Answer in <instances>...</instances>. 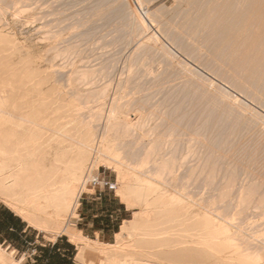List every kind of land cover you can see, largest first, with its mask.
<instances>
[{"label":"rangeland","instance_id":"obj_1","mask_svg":"<svg viewBox=\"0 0 264 264\" xmlns=\"http://www.w3.org/2000/svg\"><path fill=\"white\" fill-rule=\"evenodd\" d=\"M198 1L193 0L195 3L193 5L194 3H187L186 0H1L0 30L3 29L8 34V46L7 43L3 45L10 49L4 51L10 56L7 55L8 57L0 61V130L16 128L21 131L22 129L19 133H22L23 137L18 135L23 138L20 145L32 154L34 146L39 142L41 146L45 140L42 137L39 139L40 135L45 136L44 111L39 112L42 116L36 114L37 110L44 109L42 107L44 102L49 105L50 110L57 108L53 111H57L59 116L63 115L60 120L64 118L63 120L66 119L68 122L69 118L75 122L70 120V123L76 126L73 132L59 136L69 137L72 134L75 140L72 137L67 139L72 138L76 142L69 140L74 143L72 146H75L73 147L75 151L79 150V142L83 143L84 140H86L84 143H89L91 149V146L95 145L92 143L93 138L98 143L92 151L84 181L82 179L80 182L78 194L80 196L76 195L70 210H67L65 222L69 228L78 230L76 225L78 209L82 195L93 188L90 181L93 177L99 175L117 182L114 192L129 209L127 220L122 223L123 226L134 222L139 215L142 219L148 209H161L148 206L147 196L141 195L147 194L145 189L149 185L144 179L161 176L163 186L175 185L178 189L183 188L186 197H191L200 203L195 205L197 211H209L211 218L197 225V229L206 232L199 239L198 245L213 253L215 260L220 262L217 264H245L242 262L241 252L247 251L249 253L254 251L252 254L259 251V262H262L264 257V105L260 106L264 102V98L261 97L263 90L259 89V85L257 88L254 84L251 86L246 83L245 87H252L251 89L248 87V91L240 85L241 81L237 77L241 74L233 71L234 68L229 67L230 62L227 61V59L232 61V56H227L230 51L226 50V55L221 51L219 57L222 63L217 61L219 54H216L217 50L214 47L218 48L219 43L222 42L219 41L222 33L219 26L214 30L213 25V29H210V24H207L208 27L205 26L206 21H199L201 12L204 13L202 10L207 7L206 0ZM237 1L236 4L239 5ZM261 1H258L259 4H264V0ZM218 3L220 4V0ZM210 4L209 2L208 5ZM113 8L117 9L114 11ZM219 10L218 13H221ZM188 13L193 16L190 17ZM136 16L139 18L135 19ZM154 16L161 22L153 21ZM135 20L139 22L135 23ZM143 20L144 28L141 24L136 28L137 23ZM192 20L197 21L196 25L195 23L192 25ZM152 22L154 25L151 24ZM166 22L174 32L170 31V26ZM139 27L143 29L139 30ZM137 29L139 33L136 32ZM183 29L187 32H182ZM140 31L148 36L155 33L153 37L156 36L157 43L149 38L145 48L141 44V47L137 46L138 43L143 42L144 35ZM169 32L172 34L170 35ZM198 32L201 33L199 40H197ZM250 33L252 32L246 33L247 37ZM176 34L183 37V40ZM10 37L11 40L13 38L14 43L10 42ZM185 37L190 40H184ZM226 37L222 36L221 39L225 41ZM184 41H186L185 47L191 50L184 48L182 44ZM212 43L215 45L213 46ZM153 44H157L158 48ZM226 46L230 47L228 44ZM142 47L146 52L141 49ZM223 47H219L218 50H222ZM196 49L200 53L193 51ZM201 59L204 61L201 62ZM225 59L229 63L224 62ZM33 68L36 70L32 71ZM230 70L234 75L235 73L240 75L232 76ZM84 73H88V76H83ZM226 73H230L228 75L235 80L232 81L228 75H224ZM252 90L256 94L255 96L252 94L251 97ZM32 111L34 115H31ZM115 115L118 116L119 121L110 127L109 121ZM85 131L93 138L85 137L87 136L84 135ZM12 136L16 135L12 134ZM105 141H108L107 145L109 144L112 153L115 151L114 154H119V159L117 158L119 161L111 160L132 175L129 185L123 184L119 170L104 160V153L109 156L114 155L111 152L101 151ZM35 143L37 144L33 145ZM73 148L65 145L62 149L56 150L57 154L61 153L58 155L60 160L66 157L64 163L60 162L65 164L64 167L70 163L67 164V154L72 155ZM69 150L72 154L68 153ZM4 154L7 156V161H10L15 151L8 150ZM120 161L124 164L122 165ZM133 171L136 173L134 174ZM240 186L245 189L242 188L244 192L240 191ZM140 188L143 189L142 193ZM237 191L244 193L245 203L242 201L243 198L241 200L243 205L239 204L241 198L237 199V196H240ZM137 192H140L139 196ZM18 203L14 198L0 191V212L2 209L11 211L26 229V232L19 237L14 236L8 242L4 241V236H0V248L9 258L18 264H32V259L39 255L38 249H45L48 245H44L64 238L71 239L73 243L70 253L72 264H92L91 260L94 261L93 264L97 263L94 255H88L82 261L79 258L84 242L74 241L69 232H59L56 228L51 229L50 226L44 228L40 224H32L21 211L24 205ZM151 219L154 231H164L165 223L162 219L155 214ZM144 220L140 222V226L131 229L125 241L134 240L137 232L144 231L141 228ZM223 223L231 230H229L231 232L229 238L223 235L224 229L221 228ZM119 232L110 241L89 238V243L93 241L90 244L97 245L101 241L104 244L117 245ZM110 246L112 245L107 247ZM162 247L160 245L158 248ZM35 249L38 252L35 253ZM157 259L167 263L165 259ZM207 264H216V261ZM261 264H264V261Z\"/></svg>","mask_w":264,"mask_h":264},{"label":"bare ground","instance_id":"obj_2","mask_svg":"<svg viewBox=\"0 0 264 264\" xmlns=\"http://www.w3.org/2000/svg\"><path fill=\"white\" fill-rule=\"evenodd\" d=\"M186 1H187V3L188 2L192 3V4L194 3L193 0H186ZM196 1H198V0H196ZM218 1L219 0H206L205 6L207 8H205L203 6L205 10H202V11H204V13L201 12L202 15L200 14L199 21H202V20L206 21L207 23L205 22L206 23L205 26L207 24H210V26H211V27L209 26L210 29L213 26H214L213 27L214 30H215L216 27L217 28H218V26L220 27L219 29L221 30L222 34L220 33L221 36L219 34L220 37L218 35L217 36L220 38L219 41L222 40V42L219 43L221 45V46L219 45V47H223L224 44L226 43L225 41L227 39H228L227 40L228 43H226V45L228 44V45H230V47H227L225 45L226 47L224 46L222 48V50L219 49L220 50V53H219V50H218L219 47L217 48V46H216V47H214L215 50H217L216 54L217 55L219 54L218 55V57H219L220 54H221V51H224V55H226V53H225L226 50L230 51L231 53L229 52V54L227 56L231 55L232 56L231 57L232 61H230L229 59H227V61L230 62L229 67L230 66L233 67L234 68L233 71H235V72L238 71L241 74V76L243 77V80H242L241 76H240L241 78L237 77V78H239V81H241L240 85H242V87L244 86L243 88L245 90L247 89L248 91H249L248 87H250V86L245 87L246 85H244V84L248 83L251 86H253L252 84H254V85H256V87L259 85L258 86L259 89L261 88V90H263L262 93H261L263 96H261V97L264 98V94H263L264 93V89H262V88H264V87H262V86H264V4L263 3L259 4V2H258L259 0H240V1L238 0L239 2L237 0H235L234 2L232 0H230V2H232L233 4L228 2L229 0H220V4L221 5L223 4L221 6L218 3ZM221 1H223V3ZM236 1H237V3L239 5L236 4ZM209 2L211 3L210 5H208ZM214 2H216L218 5L217 4L213 5ZM240 2L242 3V5H240ZM0 3H1V0H0ZM128 3H126V5ZM189 5L191 6V4H189ZM193 5H195V3ZM200 6H201V3H200ZM217 6H219L221 9L218 8ZM216 7L218 8L217 10L220 9L219 11L221 13H218V11L216 10ZM182 8L184 9V7H182ZM232 8H234V10ZM18 9H21V11H22V8H20L19 6H18ZM18 9H16V10L18 11ZM116 9L113 8L114 11ZM177 9H179V8H177ZM183 9H181V11ZM119 10H121V9L119 8ZM185 11L187 12V10H185ZM188 11H190V10H188ZM215 11H217V12L215 13ZM159 12H162V11H159ZM182 12H181V14H182ZM196 12H198V10ZM183 13H185V12H183ZM161 14L163 16V13H161ZM188 14H190V13H188ZM156 15L158 16V14H156ZM190 15H188V16H190V17L193 16V14H190ZM134 16H135V14H134ZM155 16H154V18H155ZM172 17H170V20H171ZM180 17H181V15H180ZM136 18H139V17L136 16L135 19ZM154 18H153V21H156L157 23L161 22V21L157 20L158 17H157V19L156 18L154 19ZM163 18H164V16H163ZM136 21L139 22V20H135V23H136ZM175 21L177 22L178 20H175ZM175 21L173 22V24L175 23ZM192 21H193L192 25L194 23H195L194 25H196L197 21H195V22H194V20H192ZM189 22H190V20H189ZM157 23H156V25H157ZM162 23H163V21H162ZM168 23H169V20H168ZM0 24H2V23H0ZM140 24H141V27H142L145 24L144 20H143V22L140 21V23H137V25L135 27L137 28V26H139ZM151 24L154 25L153 22ZM168 25L170 26V24H168ZM146 26H147V24H146ZM141 27H139L138 29L140 30ZM206 27H208V25ZM206 27H204L205 30H207ZM143 28H144V26H143ZM166 28H167V26H166ZM138 29L136 30V32L138 31ZM195 29H198V28H195ZM200 29H201V27H200ZM129 30L131 32V29H129ZM156 30H157V28H156ZM222 30H223V32H222ZM4 31H3V29L0 30V61L4 60L6 57L10 56V55H8V53H4V51L9 49V48H6L3 45V43L5 44V43H7V41H9L8 34L5 33ZM170 31L174 32V30L171 29V26H170ZM208 31H212V30H208ZM229 31L231 32V34H230ZM248 31H251L252 33H250V35L251 34L252 35L251 36L249 35L247 37L246 33H248ZM140 32H141L142 35H144L143 36V42L142 43L141 42L138 43L137 46H140V44H141V46L144 47L145 44H148V42H149L148 39L149 38L153 39L154 43L155 42L157 43V41H156L157 38H155L156 36L153 37L155 33L154 34L152 33L153 35L148 36V34L145 35L143 31H140ZM158 32H160V31H158ZM182 32H187V31H184V29H183ZM182 32L180 31L181 34H182ZM192 32L193 31H191V33ZM138 33H139V31H138ZM166 33H167V31H166ZM199 33L200 32H198L197 34H199ZM213 33H214V31H213ZM9 34H12V33H9ZM169 34H170V32H169ZM200 34H199V36L196 35L198 37V39L195 38L196 37L195 35H192V36H195V37H193V38H195V40L196 39L199 40ZM223 34H226L227 36L229 34L230 36L226 37V35L224 36ZM167 36H169V35H167ZM176 36L178 37L179 35L176 34ZM214 36H212V37H214ZM222 36L226 37V38H224V39H226L225 41L223 39H221ZM212 37H209V39L212 38ZM171 38H173V37H171ZM178 38L182 39L183 37L179 36ZM128 39H132V38L128 37ZM145 39H146V41L144 42ZM185 39L187 41V39H189V38L185 37L184 40ZM14 40H16L15 37H14ZM158 40H159V38H158ZM173 40H174V38H173ZM206 40H207V38H206ZM186 41H184L182 44H184ZM193 41H194V39H193ZM202 41H203V39H202ZM207 41L210 42V40H207ZM10 42L14 43L13 38L11 40V37H10ZM177 43H178V41H177ZM217 43H218V40H217ZM221 43H223V44H221ZM16 45H18V44H16ZM153 45H155V44H153ZM205 45H206V43H205ZM212 45H213V43H212ZM214 45H215V43H214ZM7 46H8V43H7ZM150 46H151V43H150ZM183 46L187 50L188 47H185V44ZM190 46H191V44H190ZM13 47H15V45ZM16 47H18V46H16ZM143 47L141 49H143L145 51V49H144L145 47L144 48ZM134 48H136V47H134ZM210 48H211V46H210ZM138 49L140 51V48H138ZM188 49H190V48H188ZM15 50H17V49H15ZM19 50L20 49H18V52H20ZM193 51L196 52L198 50L196 49V50H193ZM132 52L134 53V51H132ZM186 53H188V51ZM189 53H190V51H189ZM203 53H205V52H203ZM212 53H214V52H212ZM140 54H142V56L144 55L143 53H140ZM137 55L139 56L138 53H137ZM208 55H209V53H208ZM217 55H216V57H217ZM227 56H225V57H227ZM140 57H141V55H140ZM200 57H201V55H200ZM220 59L221 58L219 57L217 59V61L222 63L220 61ZM137 60L139 61V57H138V59L136 58V61ZM206 60L207 59H205V62H206ZM212 60H213V58H212ZM203 61L201 59V62H203ZM211 62H213V61H211ZM224 62H226V59L224 60ZM229 62H226V63H229ZM197 65H199V64H197ZM218 66L220 67L221 65H218ZM219 67H217V69ZM204 68H206V66H204ZM212 68H214V67H212ZM222 68H225V67H222ZM35 70L36 69H34L32 71H35ZM206 70H210V69H206ZM215 72H216V70H215ZM230 72H231V70H230ZM223 73H224V71H223ZM239 73L238 74L235 73V75L238 76V75H240ZM210 74H212V73H210ZM228 74H230V73H228ZM228 74L226 73L224 75H228ZM86 75L88 76V73L87 74L86 73L83 74V76H86ZM231 75L235 76L233 73ZM232 76L230 77V75H228V77L230 79L232 78ZM198 77H199V75H198ZM223 78H224V76H223ZM237 78H236V81H238ZM226 79H227V77H226ZM234 80H232V81H234ZM227 81H228V79H227ZM251 88L252 87H250V89ZM255 88H254V90H255ZM241 92H243V91H241ZM250 92H251V90H250ZM252 92H253V90H252ZM248 94H249V92H248ZM252 94H254V92L251 93V97L253 96ZM255 94H256V92H255ZM255 94H254V96H255ZM245 95H246V93H245ZM258 95H256V96H258ZM259 98H260V96H259ZM263 105H264V102H263V104L260 107H263ZM42 107L44 109L41 110V109L38 108L39 111L37 110V112L39 113V112L44 111L43 112L44 113V123L43 124L45 126V132H44L45 136L43 135L44 136L43 137L42 135H40L39 139L42 137V139L45 138V140H43L44 144L42 143L41 146H40V142H39L38 145H36L38 142L33 144V145H36L37 148H36V146H34L32 154L28 150L24 149V146L20 145L22 143V141H23V140L21 141V139H23V138L19 137L20 135L22 136V133H19V132H22V129H21V131H20V129L17 130L16 128H7V129H4V130L3 129L0 130V191L2 193L4 192L9 197L11 196V198H14V200L19 202L18 204H21V205L23 204L24 205V206L22 205L23 207L21 208V211L24 213V215H26L25 216L26 218H29V220H30V222H32V224H34V223L35 224H40L44 228L46 226L47 227L50 226L51 229H52V227L56 228L59 232H63V231L69 232L71 234V236H72V239L74 241H76L78 243L84 242V244L81 246V252H79V258L81 259V261H82V259H86V257L88 255H94L96 257V259H97V263L96 264H200L201 262L207 264V263H211L213 261H216V264H217V262H219V260L218 261H217V259L215 260L213 253L208 252L207 250H205V248H203V247L198 245L199 244V239L202 238L206 232L205 231H201L200 229H197V225L200 222L204 221L205 219L209 220L211 218V215L209 214V211L208 210H205V212H202L201 210L197 211L195 209V207H196L195 205H198L200 203L194 201L191 197H186V194L183 192V188L182 189L181 188L178 189L177 186H175V185L169 186V187L168 186H163L161 184V179H162L161 176H156V177H151V178L144 179L149 184L146 187V189H145V191H146L145 193H147V194L142 193L143 189L140 188L141 189L140 192L142 193L141 195H143L142 197H144L145 195L147 196V197L145 196L147 205L148 206H152V207H160L161 209L155 210V209L152 208V209L146 210L145 214L143 213L144 216H142V219L144 220V218H145V220L143 222L144 223L143 227H141V228L144 231L137 232L138 234H137V236H136V238L134 240H131V241L127 242V241H125L126 240L125 238L127 237V235H129L131 233V229H134L135 227L140 226L139 225L140 222L143 221L142 219H140V217H139L140 215L137 216L136 220L134 222H132L131 224H127L126 223V224H124L122 226V229L120 230L121 232H119V237H118L119 239H117L118 244L117 245H113L111 243H107L109 245H112L110 247H107L109 245H107L105 243L107 245L106 246L101 241H100L101 243L99 242V244H97V245H92L90 243H92L93 241L89 243L90 239L85 237L82 234V232H80L79 230H77L75 228H69V226L65 222L66 219H67L66 218V214H68L67 212L70 210L71 205L75 201L76 195H77V197L80 196V195L78 196L79 189H80L79 188L80 182L84 178L85 171H86V169L88 167L89 161H91L90 159H91L92 154H93L92 151H94V147H96V145L98 143L94 140L93 136L91 137V135L89 133H88L89 134L88 135L86 133V131H85L84 135L87 134V136H85V137H89L90 136V138H93L92 139V143L93 144L95 143V145L91 146L92 149L89 148V146H88L89 143L88 144L84 143L86 141V140H84V138H85L84 137L82 139V140H84V142L83 143L79 142V147L77 146L79 148V150L75 151L74 148H73L75 146H72V145H74V143H71L72 141H69V140H73V139L75 140V138L73 137L72 134H71L72 136L68 135L69 137L73 138V139L71 138L69 140L67 139V138H69L67 136L66 137H59L60 134L64 135L65 133L73 132L74 129H76L75 124L73 125V123H75V122H73V120L69 119V118H68V120H69L68 122L66 121V119L63 120L64 118L62 120H60L61 116L63 117V115L61 114L59 116V114L56 113L57 111H53V110H57V108H53V110H50V108H48L49 105H47L44 102H43V106ZM15 108H17V107L15 106ZM32 112H29V113L31 114ZM37 112H36L37 116L40 115V114L42 116V113L38 114ZM54 113H56V114H54ZM31 115H34V112ZM115 116H113L114 118L109 121V126L110 127H113L119 121L118 120V116H116V117ZM36 118H38V117H36ZM34 120H35V118H34ZM70 120H72L71 122H73V123H70ZM24 129H26V128H24ZM34 130H36V129H34ZM42 130L43 129H41V131ZM24 132H25V130H24ZM12 134H14L16 136H12ZM23 134H25V133H23ZM27 134L28 133H26V136H27ZM32 134H34V133H32ZM78 137H79V135H78ZM80 138H82L81 135H80ZM74 140H73V142H75ZM77 140H78V138H77ZM78 141H80V140H78ZM88 141L90 142V140H88ZM107 142L105 141V144L103 145V150H101V151H106V152H111L112 153V149L109 147V144L107 145ZM65 145H67V147L71 146L73 148L72 149L73 151H71V150H69V152L67 151L68 153L73 152V154L72 153H71L72 155L69 154L70 156L67 154V156H68L67 157V164H68V162H70V163L68 164V166L64 167L65 164L63 165L60 162L64 163L65 162L64 160H66L65 159L66 157L62 156L64 159L62 158L60 160L58 155H60L61 153L59 152L60 154H57L58 151H56V150L62 149V147L65 146ZM113 148H114V146H113ZM115 149L116 148H114V150ZM8 150L9 151H11V150L15 151V154H13V156L11 157L10 161H7V159H6L7 156L4 154ZM24 150H26V151H24ZM65 151L66 150H64V152ZM114 153H115V151L112 154H114ZM29 155H30V157H29ZM31 155H32V158H31ZM101 155H103V154H101ZM103 156H104V160H106L110 166H113L114 168H117L119 170V174L123 178V181H124L123 184L126 183V184L129 185L130 182H131L130 179H131L132 175L130 173L129 174L126 173L124 171V169L121 167V165L117 164L116 162L114 163V161H112V160H118L119 159V154H114L112 156H109V155L104 153ZM120 162H122V161H120ZM121 164L123 165L124 163L122 162ZM133 173L135 174L136 172L133 171ZM83 181H84V179H83ZM133 187H135V186H133ZM245 187H246V184H245ZM127 188H129V187L127 186ZM242 188L243 187L240 186L241 190L240 189H238V190L244 192V190L247 189V187L245 189L243 188L244 190ZM135 191H136V189H135ZM240 191H237V192L240 193L241 197L237 196V199L241 198L240 199V201H241L242 198H243L244 193L240 192ZM140 192H137L138 196H139ZM144 200H145V198H144ZM242 201L243 202L245 201L244 198H243ZM229 202H227V203L229 204ZM241 202L239 204L243 205V202L242 203ZM258 204H259V206H261L260 203H258ZM224 205H223V207H224ZM229 205H231V204H229ZM229 205L227 207H229ZM256 206L258 207V205H256ZM246 207H247V204H246ZM154 214H155V216H158V218L162 219L163 223H165V225L163 227L164 231L163 230L162 231L161 230H159V231H154L153 230V224L151 223V221H152L151 218H152V216ZM137 219H138V221H137ZM139 220H142V221H139ZM48 223H50V224H48ZM227 226H228L227 224H224V225H222L221 228L224 229L223 230V235H226L229 238L231 230ZM215 237L219 238L218 236H215ZM160 245L163 246V247L162 248H158ZM253 252L254 251H252V253ZM258 252L257 253L255 252L256 254H252L251 252L249 253L248 251L247 252H241L242 262L245 263V264H261L264 261V257L261 256L263 261L261 260L262 262H259L260 254ZM157 258L165 259L167 261V263H162ZM93 262L91 260L90 263L93 264ZM0 264H18V263L15 260L9 258L8 255L5 252H3V250L0 248Z\"/></svg>","mask_w":264,"mask_h":264},{"label":"crops","instance_id":"obj_3","mask_svg":"<svg viewBox=\"0 0 264 264\" xmlns=\"http://www.w3.org/2000/svg\"><path fill=\"white\" fill-rule=\"evenodd\" d=\"M129 209L113 190L93 187L82 195L78 209L76 225L85 237L93 240L110 241L122 223L127 220ZM26 232L22 222L11 212L2 209L0 212V236L5 242L14 236ZM71 239H62L46 244L45 249H38L39 255L32 259V264H72ZM38 252L37 249L34 250Z\"/></svg>","mask_w":264,"mask_h":264},{"label":"built area","instance_id":"obj_4","mask_svg":"<svg viewBox=\"0 0 264 264\" xmlns=\"http://www.w3.org/2000/svg\"><path fill=\"white\" fill-rule=\"evenodd\" d=\"M90 181H91L93 187H95V188H97V187L107 188V189H110L113 191H115L117 188V182L116 181L114 182L110 179L102 178L99 175L93 177Z\"/></svg>","mask_w":264,"mask_h":264}]
</instances>
